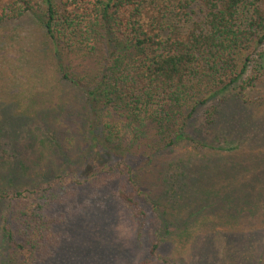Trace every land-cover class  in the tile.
Masks as SVG:
<instances>
[{"label": "rangeland", "instance_id": "obj_1", "mask_svg": "<svg viewBox=\"0 0 264 264\" xmlns=\"http://www.w3.org/2000/svg\"><path fill=\"white\" fill-rule=\"evenodd\" d=\"M50 50L32 14L0 24V222L7 208L3 192L26 194L56 182H61L60 195L74 192L73 199L58 205L61 212L52 210L53 205L48 212L53 219H66L55 228L59 246L50 259L33 262L22 252L12 264H139L151 257L153 245L159 264H264V168H237L230 162L210 167L207 161L221 163L231 145L213 143L209 133L197 131L208 121L212 105L228 99L213 121H247L254 129L247 143L254 135L262 137L258 132L264 131V45L259 49L261 78L243 92L244 97L234 88L221 91L187 120L192 142L216 149L196 152L192 142H181L144 164L150 155L148 142L130 130L123 145L128 156L110 162L113 177L101 188L89 182L77 186L67 175L69 165L81 168L92 159L90 109L84 92L58 82L55 73L61 65L76 78H88L95 71L94 61L65 53L52 59ZM98 112L99 144L105 123L116 135L123 133L127 121L110 110ZM189 159L192 169L205 168L201 178L204 191L211 193L209 200L193 196L191 185L186 193L180 192L181 162ZM128 179L144 201L142 223L118 195ZM4 247L0 233V264H5Z\"/></svg>", "mask_w": 264, "mask_h": 264}, {"label": "trees", "instance_id": "obj_2", "mask_svg": "<svg viewBox=\"0 0 264 264\" xmlns=\"http://www.w3.org/2000/svg\"><path fill=\"white\" fill-rule=\"evenodd\" d=\"M26 14L33 15L52 59L65 53L95 64L88 78H76L61 65L55 68L58 82L81 89L90 109L92 159L81 168L68 166L67 175L77 186L89 182L101 188L108 184L109 176L113 177L110 162L128 156L123 145L130 130L135 138L144 136L148 142L150 155L145 164L158 152L192 142L187 120L208 98L230 88L242 98L261 78L264 0H0V24ZM218 101L197 131L209 133L213 143L231 145L227 148L231 153L221 163L207 164L218 168L230 162L237 168H264V131L258 132L260 138L253 134L255 140L247 143L248 134L254 131L247 121L230 117L213 121L214 114L221 112L220 104L228 99ZM98 110H110L127 121L121 135H116L110 124H103L101 144L95 137ZM193 143L190 146L196 152L216 149ZM233 156L239 159L234 161ZM191 165L190 159L181 162L180 192L186 193V186L191 185L193 196L209 200L211 193L202 186L205 168L192 169ZM129 182L121 184L118 195L142 223L144 201ZM59 186L61 182L26 194L2 193L1 199L7 203L0 222L5 264H12L22 252L33 262L53 255L59 246L55 228L66 219H53L48 212L52 205V210L61 212V205L74 198L71 190L60 195ZM156 248L153 245L151 257L139 264H159L154 257Z\"/></svg>", "mask_w": 264, "mask_h": 264}]
</instances>
